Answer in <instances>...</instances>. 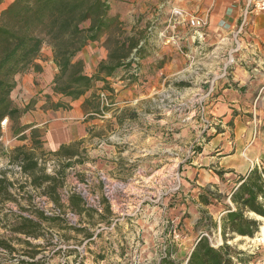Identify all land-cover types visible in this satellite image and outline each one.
<instances>
[{"label": "rangeland", "instance_id": "374dc122", "mask_svg": "<svg viewBox=\"0 0 264 264\" xmlns=\"http://www.w3.org/2000/svg\"><path fill=\"white\" fill-rule=\"evenodd\" d=\"M12 1L5 0L0 10ZM133 1L110 0V3L115 10L123 12L131 8ZM139 2L138 6L143 0ZM140 16L143 28L137 36L146 40L145 52L136 58L130 73L136 70L140 73L138 84H146L123 94L121 97L127 102L116 105L114 114L95 129L87 142L79 145L80 160L68 169L61 190L64 202L70 192H79L98 214L79 216L64 209L61 216L65 222L43 223L44 236L30 240L42 245L36 248L38 254L34 259H40L39 264H157L169 251L172 257L185 261L201 235L217 246L223 244L221 217L230 200L224 198L209 206L199 203L201 188L208 185L198 180L197 165L193 163L214 134L227 130V140L234 139L233 126L218 121L221 116L217 115L214 105L217 93L229 83L224 76H219L224 72L226 76L231 75L236 66L246 69L250 79L258 80L250 96L258 102L251 113L245 114H251L255 122L256 118H263V122L254 124L253 135L258 137L260 131L264 133V58L250 47L240 48L232 34L231 44L221 47L220 54L217 50L220 48L211 44L212 41L201 39L203 42L193 55L191 47L178 42V25L171 28L174 15H170L167 23H163L159 11ZM177 21L181 20L177 17ZM208 25L207 18V25L197 31L202 34ZM148 55L156 61L155 71H148L145 78L144 66L149 63L142 59ZM182 57L186 60L184 70L176 73L173 66L157 71L160 65L163 68L166 62L175 63ZM101 98L107 99V93L101 92ZM2 125L5 135L0 141V172L8 170L10 178L19 179L18 168L8 162V152L20 145L30 148V143L11 139L6 122ZM237 148L234 143H226L222 156L235 154ZM246 148L242 151L244 158H248ZM38 152L47 172H51L58 164L57 158L45 144ZM259 163L262 165L264 158ZM239 177L234 172L223 178V185H209L213 190L229 194ZM35 202L47 214L60 213L43 196L38 195ZM8 206L17 209L14 203ZM257 219L262 225L255 237L234 235L230 238L231 234L227 237L229 244L244 251L242 257L249 264H264V218ZM70 226H87L93 234L77 232ZM9 227L2 221L1 237L24 250L26 246L17 238L25 239V236L13 234ZM22 260L31 259L22 250L9 253L0 248V264H25Z\"/></svg>", "mask_w": 264, "mask_h": 264}, {"label": "trees", "instance_id": "16d2710c", "mask_svg": "<svg viewBox=\"0 0 264 264\" xmlns=\"http://www.w3.org/2000/svg\"><path fill=\"white\" fill-rule=\"evenodd\" d=\"M4 2L0 0V7ZM103 37L104 46L109 51L108 58L99 64L95 74L89 75L78 55L89 43L99 42ZM46 45L51 48L58 68L53 81L54 94L76 100L91 91L92 99L87 104L94 114H102L101 92H114L107 84V77L126 73V78L133 83L138 82L140 73L135 70L132 74L130 71L136 58H141L145 52L143 44L139 45L133 37L124 34L120 16L112 14L110 0H13L1 8L0 141L5 135L2 123L6 120L10 138L29 142L30 148L20 145L8 152V162L18 168L19 179L10 178L8 170L0 172V224L5 221L13 234L24 235L25 239L16 238L26 247L24 250L17 249L9 239L0 235V248L9 253L22 250L31 259L22 260L25 264L40 262V259H34L38 254L36 248L42 245L33 244L30 240L44 236L43 223L55 225L65 222L61 216L64 209L79 216L98 214V210L90 207L79 192H70L67 202L62 198L61 190L66 183L68 169L79 159H73L80 154L78 144L62 145L53 152L58 164L47 172V166L42 163L38 152L44 145L43 130L22 121L34 101L21 108L11 97L16 87L15 77L32 65L38 68L36 60ZM102 81L105 85L98 92L97 84ZM47 101L49 107L55 110L69 108L68 103L53 101L51 95H47ZM104 109L113 108L107 106ZM235 183L229 194L213 190L210 185L201 188L199 203L204 206L221 202L224 198L230 200L221 217L223 244L217 246L206 235H201L188 255V264H249L242 257L244 251H238L229 244L227 237L231 234L230 238L234 235L253 238L260 232L262 222L257 217H264V167L255 166ZM38 195L53 203L60 213L47 214L35 202ZM8 203H14L17 209L8 206ZM107 209L111 212L110 206ZM70 228L86 232L89 236L93 234L87 226ZM186 260H177L169 251L157 264H184Z\"/></svg>", "mask_w": 264, "mask_h": 264}, {"label": "crops", "instance_id": "0c3cea01", "mask_svg": "<svg viewBox=\"0 0 264 264\" xmlns=\"http://www.w3.org/2000/svg\"><path fill=\"white\" fill-rule=\"evenodd\" d=\"M158 1L143 0L142 4L138 6L139 0H134L131 8L123 12L115 10L111 4L112 14L120 16L124 34L133 37L139 45H142L146 40L137 36L139 30L143 28L140 26V14L159 11L163 23H167L172 10L176 8L175 10H179L177 17L181 20L177 29V40L180 44L191 47L193 55L203 42L201 39L212 41L211 44L220 48L217 49L219 52L216 51L220 54L221 47L231 44L230 37L232 34V37H235L234 42L239 44L240 48L250 47L252 51L259 53L264 58V13L254 14L248 11L249 0H163L161 4ZM183 13L199 17L206 16L209 19L208 27L204 29L202 34L195 31L189 26L187 16ZM104 40L105 37L99 42L89 43L78 55V58L84 61L85 72L89 75L95 74L99 64L108 58L109 51L104 46ZM43 52L45 54L42 55ZM143 60L149 63L148 66H144L143 70L144 77L147 78L148 71L154 68L153 64L156 61L154 57L151 59L150 55ZM36 65L38 68L32 65L25 72L15 77L16 87L11 97L15 105L21 108L34 101L32 108L23 116L22 121L43 130L44 144L52 152L57 151L62 145H83L94 135L95 129L99 128L100 124L114 114L116 105H119L120 102H127L122 99L123 94L130 89L134 90V88L143 87L146 84V82L144 85H139L138 82L133 83L121 75L107 77V84L113 88L114 92L103 91L107 93L108 98L99 99L102 114H94L93 109H90L87 104V101L92 99L91 91L76 100L54 94L53 81L58 73V68L53 61L51 48L48 45L43 48L36 60ZM185 65L186 60L182 57L177 59L175 63L171 60L166 62L163 68L159 66L157 71H161L164 67L167 70V68L171 69L176 66L174 72L177 73L184 70ZM153 71L155 70L153 69ZM225 73L219 77L224 76V80L229 83L225 84L223 90L217 93L214 110L217 111L218 116H221L218 119L220 123L224 125L229 123L233 126L232 132L235 136L233 140H227V130L214 134L196 157L193 164L197 165L195 172L198 173V180L203 185L216 184L220 186L223 185V178L229 174L235 172V176H245L255 166L264 167V163L262 165L259 163L264 158V133L260 131L258 137L257 134L253 135L254 124L256 125L257 121L263 122V118L260 117L258 120L256 118L255 122L251 114H245L251 113L258 102L257 100L254 102L250 98L256 90L254 84L258 80L257 78L250 79V76L246 75L248 74L246 69L243 68L242 70L239 66L234 67L231 75L226 76ZM103 85H105L104 81L98 82V92ZM153 88L156 89V87ZM47 95H51L55 102L61 100L68 103L69 108L61 107L56 110L50 108ZM107 106L114 108L106 111L104 107ZM92 115L95 116L92 117ZM252 139V144H249ZM226 143L230 145L234 143L238 147L235 154L222 156L225 153L223 149ZM246 146L248 158H244L242 155ZM228 148L226 146V149ZM77 157L79 156H75L73 159ZM222 172H224L222 175L219 174ZM228 181L230 180L227 179ZM235 185L236 183L231 187V191Z\"/></svg>", "mask_w": 264, "mask_h": 264}, {"label": "built area", "instance_id": "2783aa9c", "mask_svg": "<svg viewBox=\"0 0 264 264\" xmlns=\"http://www.w3.org/2000/svg\"><path fill=\"white\" fill-rule=\"evenodd\" d=\"M247 10L254 13V14H259L264 12V0H249ZM179 11L177 10H172V15L175 16L173 23L171 25V28H176L177 25H179L180 22L177 21V15ZM188 24L191 28L197 30L203 29L207 25V18L206 17H199V16H189L187 18ZM164 33L162 32L161 35ZM102 96L104 94L102 93ZM6 121H4L2 124H5Z\"/></svg>", "mask_w": 264, "mask_h": 264}, {"label": "water", "instance_id": "95a60500", "mask_svg": "<svg viewBox=\"0 0 264 264\" xmlns=\"http://www.w3.org/2000/svg\"><path fill=\"white\" fill-rule=\"evenodd\" d=\"M188 259H189V256H188V258H187V260H186V264H188Z\"/></svg>", "mask_w": 264, "mask_h": 264}, {"label": "bare ground", "instance_id": "6f19581e", "mask_svg": "<svg viewBox=\"0 0 264 264\" xmlns=\"http://www.w3.org/2000/svg\"><path fill=\"white\" fill-rule=\"evenodd\" d=\"M6 121V120H5ZM259 217V216H258ZM264 218V217H263ZM264 228H262V230H263Z\"/></svg>", "mask_w": 264, "mask_h": 264}]
</instances>
